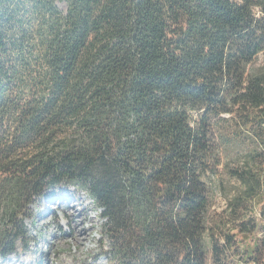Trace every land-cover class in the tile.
Instances as JSON below:
<instances>
[{"label":"trees","instance_id":"16d2710c","mask_svg":"<svg viewBox=\"0 0 264 264\" xmlns=\"http://www.w3.org/2000/svg\"><path fill=\"white\" fill-rule=\"evenodd\" d=\"M263 52L264 0H0V257L76 185L113 264H206L215 120L263 125ZM261 144L235 204L261 193Z\"/></svg>","mask_w":264,"mask_h":264},{"label":"rangeland","instance_id":"374dc122","mask_svg":"<svg viewBox=\"0 0 264 264\" xmlns=\"http://www.w3.org/2000/svg\"><path fill=\"white\" fill-rule=\"evenodd\" d=\"M63 11L64 3H59ZM264 67V52L249 67L256 71ZM215 146L213 158L217 167L209 179L211 206L209 209L210 231L206 234V264H264V185L255 199H242L235 204L245 187L234 176V169L245 162L250 153L263 150V125H244L236 115L223 114L215 120ZM264 184V183H263ZM83 198L89 204L88 218L83 226L91 228V239L83 247H77L70 232L71 224L63 213L62 204L67 200ZM234 207L231 208V199ZM77 201V215L81 219L83 205ZM230 204V205H229ZM103 209L91 195L76 185L47 188L36 197L28 209L25 221L30 241L25 249L19 243L17 250L7 258L0 257V264L25 262V264H113L110 259L111 241L102 218ZM74 219L73 216H71ZM55 243V244H54ZM90 248V249H89Z\"/></svg>","mask_w":264,"mask_h":264},{"label":"bare ground","instance_id":"6f19581e","mask_svg":"<svg viewBox=\"0 0 264 264\" xmlns=\"http://www.w3.org/2000/svg\"><path fill=\"white\" fill-rule=\"evenodd\" d=\"M77 201L79 204L83 205V208L81 210V219L77 218L80 211L77 210ZM83 198L76 199V201L73 200H67L62 204L63 213L66 216V218L70 221L71 228L70 232L72 234V238L75 241V244L77 247H83V244L85 241H88L91 239V228L94 226V221L91 218H88V210H89V204H85ZM78 204V205H79ZM74 219H72V217ZM89 219L93 224L92 227H85L83 226V220ZM55 244V243H54ZM90 249V248H89ZM8 264H25V262L21 261L20 259L18 262H9Z\"/></svg>","mask_w":264,"mask_h":264}]
</instances>
